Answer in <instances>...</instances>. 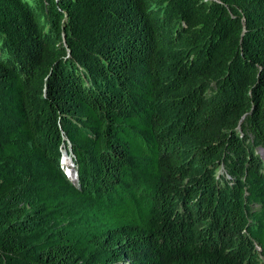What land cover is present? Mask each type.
<instances>
[{"label":"trees","instance_id":"16d2710c","mask_svg":"<svg viewBox=\"0 0 264 264\" xmlns=\"http://www.w3.org/2000/svg\"><path fill=\"white\" fill-rule=\"evenodd\" d=\"M258 149L264 0H0V264H264Z\"/></svg>","mask_w":264,"mask_h":264},{"label":"rangeland","instance_id":"374dc122","mask_svg":"<svg viewBox=\"0 0 264 264\" xmlns=\"http://www.w3.org/2000/svg\"><path fill=\"white\" fill-rule=\"evenodd\" d=\"M67 149H69V146H67V147L62 146L59 148V151H60V167H62L65 174L70 178V180H72L76 183L77 182V171H76V167H75V164L73 162V159L71 158L72 163H70V164H67L66 162L63 161L64 155H65V153H67ZM257 152L261 156H264V151L262 149H258Z\"/></svg>","mask_w":264,"mask_h":264},{"label":"bare ground","instance_id":"6f19581e","mask_svg":"<svg viewBox=\"0 0 264 264\" xmlns=\"http://www.w3.org/2000/svg\"><path fill=\"white\" fill-rule=\"evenodd\" d=\"M64 153H65V152H64ZM63 161L66 162L67 164L72 163V162H71V156L68 155L67 153H65Z\"/></svg>","mask_w":264,"mask_h":264},{"label":"clouds","instance_id":"9594fccd","mask_svg":"<svg viewBox=\"0 0 264 264\" xmlns=\"http://www.w3.org/2000/svg\"><path fill=\"white\" fill-rule=\"evenodd\" d=\"M63 162V161H62Z\"/></svg>","mask_w":264,"mask_h":264}]
</instances>
